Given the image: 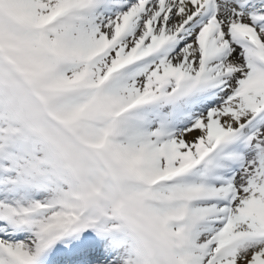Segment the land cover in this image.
<instances>
[{"label":"snow or ice","instance_id":"6c2138e0","mask_svg":"<svg viewBox=\"0 0 264 264\" xmlns=\"http://www.w3.org/2000/svg\"><path fill=\"white\" fill-rule=\"evenodd\" d=\"M0 264H264V0H0Z\"/></svg>","mask_w":264,"mask_h":264}]
</instances>
